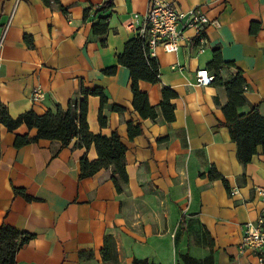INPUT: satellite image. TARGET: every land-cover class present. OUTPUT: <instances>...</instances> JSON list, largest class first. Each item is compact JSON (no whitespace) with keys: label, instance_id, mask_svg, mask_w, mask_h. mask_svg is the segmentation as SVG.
<instances>
[{"label":"crops","instance_id":"1","mask_svg":"<svg viewBox=\"0 0 264 264\" xmlns=\"http://www.w3.org/2000/svg\"><path fill=\"white\" fill-rule=\"evenodd\" d=\"M104 1L59 0L65 13L42 0H0V36L7 26L0 50V102L8 114L15 118L32 110L41 115L81 99V85L101 88L107 124L98 123L99 97L89 96L88 129L107 137L116 131L127 147L128 183L118 194L109 169L78 178L82 156L97 158L94 145L86 150L74 138L61 148L57 140L41 139L15 149V134L33 136L35 129L21 125L9 132L0 125V225L34 236L17 250L14 264H133L135 258L181 264L182 254L198 260L211 255L213 264H260L251 250L240 249V242L244 224L264 218V199L257 192L264 189V154L258 146L249 163L238 162L228 129L218 125L225 121V88L199 86L195 73L206 68L213 74L208 64L213 48H219L222 60L233 65L218 76L228 79L239 69L246 82V104L239 112L256 106L264 117V0H173L182 11L200 10L218 25L206 28L202 54L194 44L176 53L154 49L160 81L138 84L157 109L154 121L134 111L129 70L117 64L148 0H113L111 9L95 13ZM90 5L94 8L83 20ZM107 15L102 46L91 24ZM112 66L114 74H103ZM163 86L177 94L170 123L159 111ZM34 88L44 94L36 102ZM113 104L124 111H112ZM130 120L143 129L133 140L126 132ZM213 167L228 181L229 191L206 176ZM13 187L37 200L15 196ZM231 190L236 193L230 195ZM107 234L115 240L116 262L101 258ZM81 252L93 256L81 259Z\"/></svg>","mask_w":264,"mask_h":264},{"label":"trees","instance_id":"2","mask_svg":"<svg viewBox=\"0 0 264 264\" xmlns=\"http://www.w3.org/2000/svg\"><path fill=\"white\" fill-rule=\"evenodd\" d=\"M42 2L51 6L56 4L66 13L59 0H42ZM113 7V0H105L101 5H90L83 11V20H86L94 8V12L109 10ZM109 16L98 17L91 24L92 33L99 38L102 46L105 45V36L108 31ZM254 31L253 27L250 29ZM28 41L27 36L24 37ZM30 44V43H29ZM117 64L126 67L130 75V89L132 92V107L139 114L142 120L149 119L154 121L157 118V109L150 105L148 96L142 92L139 87V81H145L152 84L159 80V62L152 56L144 43L138 36L129 39L125 44L121 54L117 56ZM231 62H224L221 58L219 48H213V59L208 64V69L213 72V84L223 86L227 93V103L222 107L225 117L223 123L218 125L228 129L230 139L236 144V157L240 164L246 165L250 162L252 156L256 153L257 147L261 146L264 154V117L256 106H252L245 113L239 112V108L246 104L244 92L246 82L242 72L236 69L235 73L228 79L218 76L220 69L229 67ZM116 66L104 69L105 75H112ZM81 99H71L66 108L56 105L54 109L47 110L44 114L38 115L32 110L25 111L17 117H11L6 107L0 102V125H3L7 131L13 132L19 126L24 125L28 130L35 129V134L29 136L28 133L15 134L13 147L22 148L31 143H36L41 139L57 140L60 147L69 145L72 139L76 138V146L84 147L86 150L94 145L97 158L89 160L84 154L80 159L79 180L91 177L102 169L110 170V179L113 182L115 191L120 194L128 183V176L125 170V153L127 147L121 141L119 134L113 131L109 137L101 134H93L89 131L87 116V99L89 96H98L100 99V110L98 113V123L101 127L106 126L107 120L102 116V109L107 103V98L101 88L87 89L82 85L78 90ZM162 100L159 103V111L164 121L170 123L174 121V105L171 100L177 97L175 91L167 86L161 89ZM114 112L122 113L124 108L115 104L110 106ZM126 132L129 140L143 134L140 122L135 123L130 120L126 123ZM204 176V174H201ZM209 179H219L225 188L229 191L228 181L223 178L213 167L206 174ZM15 196H21L26 201L37 200L27 194L23 188L13 187ZM182 222V221H181ZM34 236L21 232L12 226L0 225V264H14L15 254L19 248L27 243ZM101 258L104 262H116V245L112 235L104 236L103 247L100 250ZM92 252H81L79 257H92ZM181 264H213L212 256L209 255L202 260L195 259L188 254L179 256ZM133 264H150L147 259H134Z\"/></svg>","mask_w":264,"mask_h":264},{"label":"built area","instance_id":"3","mask_svg":"<svg viewBox=\"0 0 264 264\" xmlns=\"http://www.w3.org/2000/svg\"><path fill=\"white\" fill-rule=\"evenodd\" d=\"M209 25L217 26V20H209L205 13L197 9L182 11L173 0H148L145 12L138 18L134 35L141 38L150 54L154 49L161 48L165 53H176L182 46L194 44L196 54H202L206 49L205 31ZM5 27L0 36V50L3 44ZM191 32V34H187ZM1 64V62H0ZM214 75L206 68H198L195 73V84L207 86L213 84ZM44 97L40 88H34L31 93L33 102ZM264 199V189H257ZM230 195L236 193L231 190ZM240 249H249L264 264V218L247 222L242 229Z\"/></svg>","mask_w":264,"mask_h":264}]
</instances>
